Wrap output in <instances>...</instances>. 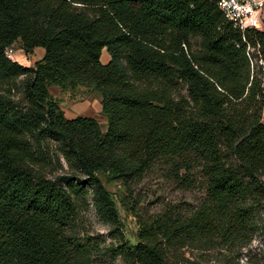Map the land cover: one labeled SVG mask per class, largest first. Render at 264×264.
<instances>
[{"label": "trees", "instance_id": "obj_1", "mask_svg": "<svg viewBox=\"0 0 264 264\" xmlns=\"http://www.w3.org/2000/svg\"><path fill=\"white\" fill-rule=\"evenodd\" d=\"M16 42L42 58L32 67L7 59ZM256 61L264 31L240 32L216 0H0V264L88 258L78 201L91 193L100 219L118 228L99 175L130 186L160 162L196 169L204 201L139 221L135 245H123L127 264H185L175 258L183 248L233 251L264 234ZM51 86L96 92L105 131L93 118L66 119ZM61 160L68 174L57 173Z\"/></svg>", "mask_w": 264, "mask_h": 264}, {"label": "rangeland", "instance_id": "obj_2", "mask_svg": "<svg viewBox=\"0 0 264 264\" xmlns=\"http://www.w3.org/2000/svg\"><path fill=\"white\" fill-rule=\"evenodd\" d=\"M262 21L263 26L257 31H264V18ZM191 44L196 49L198 41L193 39ZM10 54L14 62L32 67L42 58L43 50L37 48L32 55H25L16 42L11 46ZM108 58L103 50L101 62L105 64ZM256 63L264 75V63ZM49 93L66 119L78 116L93 118L104 131L106 119L101 113L100 96L96 92L82 86L65 91L51 86ZM13 94L15 97L19 96L16 90ZM181 94H186L184 89H181ZM262 123L264 124V107ZM174 164L177 163L160 162L142 180L130 186L99 175L115 206L120 225L114 228L100 219L94 209L91 193L83 201H78L75 230L87 249L88 258L77 264H127L122 258L123 245H135L139 221L149 222L171 208L181 213L188 212L204 201L203 183L197 170L193 169L190 174L183 170L177 172ZM69 172V168L61 160V169L57 173ZM175 258L185 264H264V234L254 236L247 246L237 250L201 251L183 248L175 254Z\"/></svg>", "mask_w": 264, "mask_h": 264}, {"label": "built area", "instance_id": "obj_3", "mask_svg": "<svg viewBox=\"0 0 264 264\" xmlns=\"http://www.w3.org/2000/svg\"><path fill=\"white\" fill-rule=\"evenodd\" d=\"M216 6L225 19L240 32L258 30L263 26L264 0H216ZM4 54L13 61L10 49H6Z\"/></svg>", "mask_w": 264, "mask_h": 264}, {"label": "crops", "instance_id": "obj_4", "mask_svg": "<svg viewBox=\"0 0 264 264\" xmlns=\"http://www.w3.org/2000/svg\"><path fill=\"white\" fill-rule=\"evenodd\" d=\"M106 52V51H105ZM107 54V53H106ZM102 58H103V51H102V54H101V58H100V60H102ZM108 60H109V58L108 59H106V62H105V64L108 62ZM105 128H106V126H105ZM105 128H104V131H105ZM102 131V130H101ZM104 131H102V132H104Z\"/></svg>", "mask_w": 264, "mask_h": 264}]
</instances>
